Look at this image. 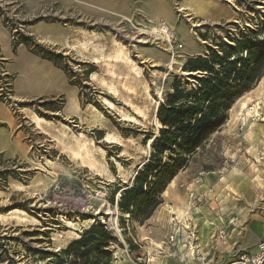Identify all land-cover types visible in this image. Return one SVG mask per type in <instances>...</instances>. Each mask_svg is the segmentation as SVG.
<instances>
[{"label": "rangeland", "instance_id": "rangeland-1", "mask_svg": "<svg viewBox=\"0 0 264 264\" xmlns=\"http://www.w3.org/2000/svg\"><path fill=\"white\" fill-rule=\"evenodd\" d=\"M203 2L209 10L207 20L192 19L190 10L180 11L184 0H65L64 3L46 0L34 7L0 0V18L11 35V42L16 39L15 32H19L44 49L60 54L63 57L61 65H65L70 76L69 80L63 73L67 86L76 89L79 103L78 110L63 112L64 96L18 100L13 97V86V100L0 101L18 122H23L26 116L31 121L32 117H39L38 113L49 118L48 121L42 118L49 123H42L41 130L24 126L28 146L25 155L11 158L0 155V173H6L5 181L0 180V191L4 196L0 200V214L19 210L28 220L23 223L7 217L8 220L0 223V264H68L71 257L63 255L62 250L78 239L87 227L97 224L103 225L113 238L101 250L98 264H114L123 258H129L133 264H145L146 258L163 257L152 251L167 236L168 204H181L187 198L181 184L198 188L195 183L200 177L203 185L209 182L212 190L218 186L220 177L229 175L234 169L244 178L250 176L253 159L244 153L247 145L244 134L248 129L243 123L245 116L238 101L249 99V104L253 105L261 96L254 97L253 89L233 104L226 123L179 172L180 179L173 185L176 193L170 195L168 192L166 198L162 195V203L153 212L152 222L148 221L152 216L142 223L129 221L128 216H121L115 206L120 196V192H115L130 185L137 169L148 158L149 138H153L159 128L156 110L170 93L172 79L187 77L179 67L189 58L207 56L208 49L219 53L217 45H231L230 40L237 39L239 32L256 31L264 15V0ZM164 9L172 14V30L183 50L171 49L150 29L142 31L144 26L157 25L151 23L150 17L161 16ZM36 25L57 36L58 40L55 43L41 40L34 33ZM259 38L263 39V36L259 35ZM194 47L198 53L181 62V52ZM119 51L124 53L123 57L119 56ZM172 57L181 62V66L171 65ZM10 77L13 83V77ZM76 85L82 86L80 97ZM102 98L124 114L135 117L138 123L121 121L117 110L110 111L102 105ZM49 102L52 105L48 108L52 110L46 111L41 106ZM20 103L24 107L19 106ZM262 119L253 118V125L249 127L253 128V134L258 132L257 125L264 124ZM106 134L118 136L120 142L104 143ZM76 140L92 149L95 166L71 158L69 153ZM100 150H103V157ZM14 184L21 187L20 191L15 192ZM205 187L202 190H206ZM111 195L112 202L109 201ZM228 203L220 204L215 197L199 210L205 216L219 218L227 224L233 213ZM261 205V202H254L252 196L243 207L249 216L262 215ZM248 220L249 217L239 228L241 239L232 252L223 253L219 259L211 251L206 257L210 264H231L235 252L250 250L264 237L255 227L242 231ZM67 222L76 226L75 231L67 226ZM224 231L223 238L227 236V230ZM216 234L218 236L220 232L216 231ZM215 241L217 247L218 242H225L219 237ZM138 258L141 262H137Z\"/></svg>", "mask_w": 264, "mask_h": 264}, {"label": "trees", "instance_id": "trees-1", "mask_svg": "<svg viewBox=\"0 0 264 264\" xmlns=\"http://www.w3.org/2000/svg\"><path fill=\"white\" fill-rule=\"evenodd\" d=\"M15 37L11 42L13 53L23 45L31 55L49 62L70 80L65 65H61L63 57L60 54L44 49L19 32H15ZM230 42L228 46L217 45L219 53L208 49L205 57L187 59L181 67L187 77L172 79L170 93L156 110L159 128L157 134L149 138L147 160L137 169L130 185L115 192H120L115 204L117 211L121 216H128L129 221L142 223L152 216L161 205L168 185L187 167L207 139L226 123L233 104L263 78L264 15L256 31L239 32L238 38ZM69 85L73 83L69 81ZM76 86L80 97L82 86ZM18 105L24 107L23 103ZM49 105L52 103L41 107L51 111ZM5 178L6 173H0V180L5 181ZM112 240L111 233L103 225H93L70 242L62 254L71 257L68 264H98L101 250Z\"/></svg>", "mask_w": 264, "mask_h": 264}, {"label": "crops", "instance_id": "crops-1", "mask_svg": "<svg viewBox=\"0 0 264 264\" xmlns=\"http://www.w3.org/2000/svg\"><path fill=\"white\" fill-rule=\"evenodd\" d=\"M44 1L46 0H7V2L9 3L21 4V5H25L28 7H34ZM55 1H58L60 3L65 2V0H55ZM199 1L203 5V7L207 9L208 6L203 2V0H199ZM84 5L86 4L84 3ZM191 13H193L191 16L192 19L198 18L200 20H207L210 17L208 14L209 13L208 9L204 15L199 14L198 16L195 14L194 10ZM170 16H172V14L168 10L164 9L161 16H157V15L152 16L150 17V21H156L158 18H162V20H165L166 23H168V25L171 28H173V18H171ZM38 26L39 25L34 26L33 29H34V33L41 40L52 42V43H55L58 40L57 36L50 34L46 30H42L40 28L38 29L37 28ZM197 51L198 50H196L195 47L185 52L182 51L181 52L182 54L179 56L180 57L179 60L183 62L187 56L194 55L198 53ZM0 56H1L2 61H4L3 66L5 69V72H7L10 76L13 77L12 86H13L14 99H18V100H37L40 98L57 99L58 97L64 96L65 102L62 108L63 112H66V111L69 112V106H73V105L75 106V108L73 107L71 108V110L79 109V103L76 98V89L74 87L67 86L66 79H65L63 72L55 68L49 62L40 60L37 57L31 55L23 45H19L16 48L15 53L12 52L11 35L3 27L1 18H0ZM262 79H263V84H264V77ZM258 86L259 85L257 84V86L253 89L254 97L257 94L261 95L260 90L264 89V88L263 89L258 88ZM26 125L31 128H34V124L31 123V121H29L27 116L23 118V122H18L17 118L13 116L9 108L5 104L0 102V155H3L7 158L16 157V156L19 157V156L25 155V153L27 152V148H28L27 143L25 142L26 136H25V131H24L25 129L24 126ZM34 130L36 129L34 128ZM250 137H252V139ZM261 139L262 137L260 136V134L258 132L253 134L252 129H250V131L247 130V132L244 134V141L247 144L244 150V153L247 154L248 157L252 156V159H253V162L249 168L250 172H252L251 170H252V167L255 161V156L258 155L259 152L261 151ZM256 142L258 143L256 144ZM180 176H181V173L177 174V176L171 182L172 185L170 184L168 185L167 189L163 193V198H166L165 196L166 194H168V192L170 195H174L176 193L175 187H173V185L177 182V180L180 179ZM221 178L223 177L219 178L218 180L219 182ZM198 180L199 179H197V181ZM206 185L207 187H205ZM203 186L206 188L207 202L211 201L212 198H215V197L217 199V196H219V200L217 199V201H219L220 204H225L226 202L228 203V201L232 202V203H228V205L230 206L229 210L234 206L241 205V203L244 202V200L246 199V195H243L244 196L243 201L235 202L232 199H226L225 196H220L221 191L216 196L215 190L217 187L214 189L212 188L211 190L210 189L211 186L209 185V182L204 185L202 182V189H203ZM2 199L3 197L1 195L0 200ZM186 200L185 202L182 201L181 204H172V205L168 204L167 210L171 209V211L177 216V218L183 221V216L186 211ZM233 204L234 206H231ZM179 210L182 213L179 212ZM202 212L203 211L198 210L197 212L192 213L190 216L196 228L195 242L191 243L189 246H186V247H181L180 244H176L173 247H171V250L177 251L178 255H180L178 259L177 258L169 259L167 257H159L158 259L151 258L150 261L151 260L152 261L148 264H151V263L155 264L157 262L158 264H192L191 262H186L182 260H184V256L186 252L190 248L195 249V246L196 247L199 246L201 250L203 251V254L205 255L203 264H210V261L209 260L207 261L206 257L209 255L211 251H214L217 254L219 259L221 258V255L223 253H228V251L232 252V250L234 249L238 241L241 239L240 238L241 231L239 230V228L243 225V223L246 221L248 217H249L248 224L244 228H242V231L244 232L248 231V229L253 230V220H259L260 222H263L264 220V214L261 215V214L255 213L254 215L249 216L248 211L245 209L244 212H247V216L244 222L242 221L238 225L239 234H238L236 241L234 243H231L228 239L229 230L227 229V227H231L233 225L229 223L233 219L232 217L234 216V214L231 213L230 214L232 215L231 219L228 221L227 224H224L221 219L209 218L208 216L204 215V212L202 214ZM198 213H200V215H198ZM168 217L169 216L167 215L166 227L169 233L170 227L168 225ZM152 218L153 216L148 221L152 222ZM6 219L8 220L9 218H6ZM224 229L227 230L226 231L227 236L225 238H222L220 235L217 236L216 231L221 232ZM262 234L264 235V233ZM217 237H219L221 240H224L226 243V245L220 249L217 247V242L215 241ZM126 259L130 261L127 264H133L131 263V260L129 258H126ZM124 260L125 259L123 258L122 261Z\"/></svg>", "mask_w": 264, "mask_h": 264}, {"label": "bare ground", "instance_id": "bare-ground-1", "mask_svg": "<svg viewBox=\"0 0 264 264\" xmlns=\"http://www.w3.org/2000/svg\"><path fill=\"white\" fill-rule=\"evenodd\" d=\"M180 7H181L180 11L190 10L192 12L194 10L195 14L198 16H199V14L204 15L207 11V9L203 7V5L200 3L199 0H184V3L181 4ZM161 21H165V20H162V18H158L156 21H152L151 23H153L155 25L158 23H162ZM165 25L169 26L168 23H165ZM144 28L150 29V30H152V32H154V30H155V26H149V27L144 26L143 30H142L143 32L145 30ZM96 52H99V50ZM118 54H119V56L120 55L122 57L124 56V53L122 51H119ZM99 55H102V54L99 53ZM101 58H103V57H101ZM170 63H171V65L177 64L178 67L181 66V62H176L174 57L170 58ZM132 68L133 69L135 68L134 71L137 74H139L135 65H133ZM179 68H181V67H179ZM258 88H261V89L264 88L263 79L259 83ZM156 91L159 94V89H157ZM260 93H261V97H258L255 100V102H253V105L249 104V103H251V101L249 99H246V100L241 99L238 101L240 110H241V112L244 113L243 115L245 116V118L243 119L244 120L243 123H245L247 129L253 125V118L263 117V119L261 121H262V123L264 122V89L260 90ZM251 94H252V92H251ZM101 103L106 109H108L110 111L117 110L119 116L121 117V121L129 122V123H133V124L138 123V120L135 117H133L131 115L124 114L123 112L119 111L115 107V105L113 103H111L109 100L102 98ZM73 107L75 108L74 105L69 106V111H72L71 108H73ZM135 111L139 113L138 110H135ZM31 121L34 124L35 128L40 129V130L42 127L41 126L42 123H49V122H47V121H45L39 117H34V118L32 117ZM156 124L159 125L157 120H156ZM256 125H257V123H256ZM250 129L251 128H249L248 130L250 131ZM257 131L260 134V136L262 137V139H261V151L259 152L258 155L255 156V161H254V164H253V167L251 170L252 172H251L250 176L247 178H244L243 174H241L239 171L234 169V170H232V172L229 175H226L225 177L220 179V182L217 184L218 186L215 190L216 196L221 191L220 196H225L226 199H232L235 202L243 201L244 200L243 194L246 195V199L243 202L244 204L237 205V206H234V204L231 205V206H234L230 209V210H232V212L234 214V216L232 217L233 219L231 220V223L233 224V226L227 227V229L229 230L228 239L231 243H234L236 241L238 234H239L238 225L242 221L244 222V220L247 216V212H244L245 208L243 206L246 205L252 199V196L254 198V202H257V203L261 202L262 203L261 208L264 210V195H263V193H264V124L257 125ZM250 138L252 139V137H250ZM119 139L120 138L116 135L106 134L105 138H103V142L106 144H114L117 141L120 142ZM250 143H251V141H250ZM257 143L258 142H256V144ZM91 150L89 149V146L87 144H84V143L76 140V142H74L73 148H71V152L69 154L73 160L80 161L81 163H87L89 166L93 167L96 164V160L92 156L93 154L91 153ZM100 155H101V157L104 156L103 150H100ZM170 185H172V184L170 183ZM13 189L15 190V192H18V191H20L21 187L14 184ZM1 194H2V192L0 191V196H1ZM255 195H257V196H255ZM3 198H4V196H3ZM217 199L219 200V196H217ZM229 208H230V206H229ZM202 214H203V212H202ZM198 215H200V213H198ZM7 217L12 218V220L16 219V220H19L20 222L28 223V220H27L23 211L15 210V211L9 212L8 214H4V215L0 214V222H2V221L4 222ZM236 217L237 218L239 217L240 219L238 218L239 219L238 220ZM91 222L92 221L90 220V223ZM66 224L68 227H70L71 230L76 227V226L74 227V225L70 222H67ZM253 227H255L257 230H260L261 235H263L262 233L264 231L263 230L264 220H263V222H260L259 220H253ZM87 228H89V227H87ZM74 231H75V229H74ZM72 235H73V233H72ZM194 239L196 240L195 236H194ZM149 244L151 245V243H149ZM225 245H226L225 242H223V243L218 242V248L219 249L224 247ZM157 247H160V245H156V248ZM204 256L205 255L203 254V251L201 250V248L199 246H197V247L195 246V249L190 248L186 252V254L184 256V260H182V261L191 262L192 264H203ZM163 257H166V256H163ZM151 261L149 260L148 263H150ZM129 262L130 261L127 259H125L124 261L119 259L114 264H127ZM155 264H158V262Z\"/></svg>", "mask_w": 264, "mask_h": 264}, {"label": "built area", "instance_id": "built-area-1", "mask_svg": "<svg viewBox=\"0 0 264 264\" xmlns=\"http://www.w3.org/2000/svg\"><path fill=\"white\" fill-rule=\"evenodd\" d=\"M154 35L159 41H162L171 49H175L176 51L182 49V43L178 40L173 30L165 25V23H158L155 25ZM3 62L0 56V101L8 103L13 100L11 98L12 79L8 73L5 72ZM200 176H202V174ZM198 179L199 180H196L197 182L195 183L198 185V188H192L191 185H180V188L184 190L187 197L183 221L178 219L171 209L167 210V215L169 216L168 225L170 227L169 233L161 246L153 249L152 254L156 256L166 255L169 259H175L178 257V252L171 250V247L176 244H180L181 247H186L195 242L194 236L196 235V228L190 216L192 213L197 212L200 206L207 202L206 190L204 189L199 193L202 189V179L200 177ZM220 236L222 238L225 236L224 230L220 232ZM253 248L235 252L233 257L234 262L231 264H264V237L259 239ZM150 259L146 258V261L143 262L148 264ZM136 260L137 262H141L140 258Z\"/></svg>", "mask_w": 264, "mask_h": 264}]
</instances>
